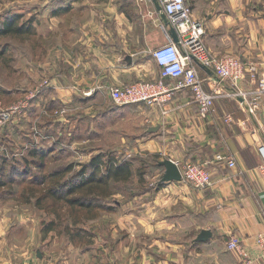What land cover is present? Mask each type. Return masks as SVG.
<instances>
[{"label": "crops", "instance_id": "crops-1", "mask_svg": "<svg viewBox=\"0 0 264 264\" xmlns=\"http://www.w3.org/2000/svg\"><path fill=\"white\" fill-rule=\"evenodd\" d=\"M129 1L118 6L115 0H49L42 9L36 8L57 19L60 31L62 59L54 74L59 81L49 78L45 95L52 101L57 96L66 111L95 110L91 124L110 139L119 136L112 156L131 163L134 189L125 202L113 206L118 215L123 211L115 220L117 229L112 225L97 236L110 257L104 264H240L239 255L227 249L231 237L264 264L253 242V236L264 231V181L258 172L264 96L253 113L248 110L251 97L222 99L211 115L201 118L188 91H169L174 82L167 80L168 92L156 101L114 104L107 86L160 78L149 54L155 46L148 42L146 24L156 12L154 26L162 29L159 13L151 0ZM88 2L95 8L90 9ZM185 2L200 22L202 42L212 54L233 56L254 68L232 88L196 64L205 88L255 90L264 73V0ZM128 5L137 6L133 14L127 12ZM148 8L153 11L150 16ZM166 42L164 33L159 44ZM94 89L91 97L84 95ZM152 128L157 130L148 132ZM130 142L132 150L127 149ZM217 154L232 158L235 167L216 162ZM153 156H159V162L170 159L179 168L187 162L203 165L212 186L195 190L183 182L161 183L163 168L153 163ZM139 168L144 170L137 175ZM203 230L211 235L197 242Z\"/></svg>", "mask_w": 264, "mask_h": 264}, {"label": "rangeland", "instance_id": "rangeland-1", "mask_svg": "<svg viewBox=\"0 0 264 264\" xmlns=\"http://www.w3.org/2000/svg\"><path fill=\"white\" fill-rule=\"evenodd\" d=\"M45 2L49 4V0H0V31L2 23L13 17L18 26L31 18L36 23L32 34L0 35V264H104L110 257L107 248L98 244L97 236L112 225L117 229V218L123 212L118 215L106 208L125 202L134 183L131 179L112 183L98 216L84 222V213L78 212L79 225H73L64 202L47 198V190L57 181L70 178L94 156L111 153L119 145L114 141L119 136L110 139L91 124L95 110L66 111L57 96L52 101L45 95L47 80L54 77L59 81L54 74L62 59L57 19H51L48 11H39ZM126 2L130 1L115 0L118 6ZM135 8L128 5L127 12L133 14ZM151 12L148 8L149 16ZM155 16L147 18L146 24L148 42L156 48L164 31L154 26ZM126 145L130 150L134 146L131 142ZM34 149L38 154L33 157ZM69 166L70 173L42 182L44 176ZM78 228L89 237L81 233L72 239Z\"/></svg>", "mask_w": 264, "mask_h": 264}, {"label": "built area", "instance_id": "built-area-1", "mask_svg": "<svg viewBox=\"0 0 264 264\" xmlns=\"http://www.w3.org/2000/svg\"><path fill=\"white\" fill-rule=\"evenodd\" d=\"M140 2L147 0H138ZM165 13L169 25L174 28L178 43H174L167 34V28L163 31L167 42L150 51V56L159 68V80L155 82H138L128 86L109 85L105 88L111 101L119 106L156 101L162 94L167 93L164 82L170 80L174 85L172 91L186 90L201 118H207L214 111L215 103L222 99L244 100L251 97L248 107L250 113L254 112L257 102L264 96V73L255 90L243 92L237 89L222 90L215 88L211 91L204 86L196 64L211 70L215 78L220 82H226L232 88L240 80H243L248 72L254 68L243 63L233 56H216L203 44V29L199 21L193 19L190 8L185 0H157ZM73 88V87H72ZM94 90L85 92L89 97ZM230 120V119H227ZM261 163L258 172L264 181V146L259 148ZM215 161L224 163L228 168L235 167V161L225 154H217ZM179 168V167H178ZM181 182L195 190H205L212 186V179L205 167L199 163L187 162L179 168ZM256 249L261 253L264 262V231L253 236ZM227 249L235 251L240 257V264H261L258 257L251 255L244 249L239 239L231 237L227 242Z\"/></svg>", "mask_w": 264, "mask_h": 264}, {"label": "trees", "instance_id": "trees-1", "mask_svg": "<svg viewBox=\"0 0 264 264\" xmlns=\"http://www.w3.org/2000/svg\"><path fill=\"white\" fill-rule=\"evenodd\" d=\"M32 23L33 20L31 18L27 23L18 26L16 25V17H13L10 21L7 20L2 23L0 35L14 34L21 36L23 34H32V32L34 33ZM37 154L36 149L31 150L33 157L37 156ZM152 159L153 163L158 164L159 156H153ZM81 167V170L72 173L70 178L62 182L57 181L55 187L47 190L48 199L59 200L69 207L73 225H79V221L77 220L78 212L84 213L83 216L85 218L82 221L94 220L98 216L97 210L102 207L101 201L110 195L111 184L126 183L132 176L131 163L126 160L118 162L110 152L107 155L94 156L87 164H83ZM71 170L72 168L69 166L64 170L53 172L49 176H44L42 182L54 177H61L65 173H70ZM143 170L139 168L137 175H140L139 173ZM0 185L2 186L3 184ZM113 209V206L106 208L107 211H112ZM49 229H51L50 226ZM81 233H84L85 237H89L87 232L78 228L72 239H75Z\"/></svg>", "mask_w": 264, "mask_h": 264}, {"label": "water", "instance_id": "water-1", "mask_svg": "<svg viewBox=\"0 0 264 264\" xmlns=\"http://www.w3.org/2000/svg\"><path fill=\"white\" fill-rule=\"evenodd\" d=\"M155 5L156 10L159 13V17L162 21V24L165 28H167V34L172 39L174 43H178V36L173 27L169 25V21L162 11L160 5L157 0H151ZM198 64V63H197ZM200 65V64H198ZM201 66V65H200ZM202 67V66H201ZM157 128H152L148 132H154ZM159 167L163 168V174L161 176V183H177L181 182V174L176 163L171 161L170 159H163L157 164ZM211 233L209 231L203 230L200 232L199 236L196 238L197 242H204L210 237Z\"/></svg>", "mask_w": 264, "mask_h": 264}]
</instances>
